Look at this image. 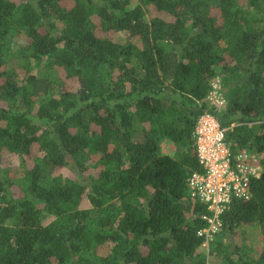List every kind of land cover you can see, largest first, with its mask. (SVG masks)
I'll return each mask as SVG.
<instances>
[{
  "label": "trees",
  "instance_id": "16d2710c",
  "mask_svg": "<svg viewBox=\"0 0 264 264\" xmlns=\"http://www.w3.org/2000/svg\"><path fill=\"white\" fill-rule=\"evenodd\" d=\"M206 111L264 166V0H0V264H264V173L197 235Z\"/></svg>",
  "mask_w": 264,
  "mask_h": 264
},
{
  "label": "built area",
  "instance_id": "2783aa9c",
  "mask_svg": "<svg viewBox=\"0 0 264 264\" xmlns=\"http://www.w3.org/2000/svg\"><path fill=\"white\" fill-rule=\"evenodd\" d=\"M206 99L210 107L220 111L226 109L228 100L220 76L211 82ZM225 133L218 117L206 111L199 116L193 134L201 170L190 176L189 187L206 209L201 218L204 225L197 235L208 253L223 229V214L233 201L249 200L252 182L264 173L259 155L247 149L232 151Z\"/></svg>",
  "mask_w": 264,
  "mask_h": 264
},
{
  "label": "rangeland",
  "instance_id": "374dc122",
  "mask_svg": "<svg viewBox=\"0 0 264 264\" xmlns=\"http://www.w3.org/2000/svg\"><path fill=\"white\" fill-rule=\"evenodd\" d=\"M12 65H14V63H12ZM217 73L221 74V70L218 69ZM225 93H226V87H225ZM51 95L54 97H59L61 95V88L58 86H54L51 91ZM173 151L174 150L172 147L170 146L166 147V152H169L170 154H172ZM18 162H19V159L14 158V163H18ZM238 233H239V242L245 241V243H247L248 245H251L252 247L264 246V232L259 227L243 226L238 229ZM208 264H215V263L212 260H210Z\"/></svg>",
  "mask_w": 264,
  "mask_h": 264
}]
</instances>
